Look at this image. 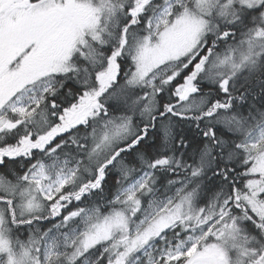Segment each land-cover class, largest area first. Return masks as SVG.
<instances>
[{"label": "snow or ice", "instance_id": "1", "mask_svg": "<svg viewBox=\"0 0 264 264\" xmlns=\"http://www.w3.org/2000/svg\"><path fill=\"white\" fill-rule=\"evenodd\" d=\"M0 264H264V0H0Z\"/></svg>", "mask_w": 264, "mask_h": 264}]
</instances>
